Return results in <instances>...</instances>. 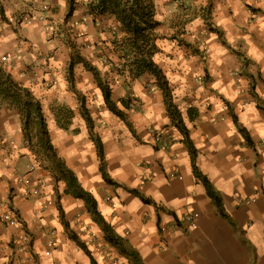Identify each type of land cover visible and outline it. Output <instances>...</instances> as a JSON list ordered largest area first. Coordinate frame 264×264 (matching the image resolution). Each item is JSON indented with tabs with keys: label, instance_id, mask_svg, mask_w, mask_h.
Here are the masks:
<instances>
[{
	"label": "crops",
	"instance_id": "crops-1",
	"mask_svg": "<svg viewBox=\"0 0 264 264\" xmlns=\"http://www.w3.org/2000/svg\"><path fill=\"white\" fill-rule=\"evenodd\" d=\"M85 3L76 0L66 19L67 0H0V64L32 91L43 112L49 106L72 111L68 128L55 121L48 127L57 154L144 264H264V0H209L202 23L208 17L216 30L202 40L206 50L193 55L179 40L159 35L154 56L197 150L195 165L220 196L228 220L193 176L188 151L150 75L131 80L127 70L112 69L100 57L107 38L102 30L109 24L104 17L94 24ZM154 8L161 34L174 5L166 0L158 6L154 0ZM61 22L87 35L81 45L89 50L81 56L108 80L119 108L120 99L128 100L130 127L106 108L81 63L74 64L70 84L71 54L57 30ZM77 95L84 98L114 185L101 178L90 131L76 124ZM188 108L196 110L192 120ZM4 110L10 116L2 122L1 140L19 145V116ZM15 149L14 156L0 150V264H91L62 224L63 219L79 240L80 220L96 224L87 211L77 214L83 201L65 194L64 183H54L48 172L37 181L38 193L25 195L13 169L29 166L28 176L37 172L25 149ZM134 190L151 203H143ZM11 210L17 216L12 224L2 218ZM189 211L195 213L192 222L183 218ZM109 249L112 256L89 253L96 264H129L115 247Z\"/></svg>",
	"mask_w": 264,
	"mask_h": 264
},
{
	"label": "trees",
	"instance_id": "trees-1",
	"mask_svg": "<svg viewBox=\"0 0 264 264\" xmlns=\"http://www.w3.org/2000/svg\"><path fill=\"white\" fill-rule=\"evenodd\" d=\"M75 4L76 0H67L68 10L66 19L72 15ZM85 7V13L92 17L94 24L98 17H104L105 20L112 23L102 30V32H105L107 38L101 41L104 48L103 50L102 48L100 49V57L109 62L110 68H115L117 71L127 70L131 80L144 74L150 75L153 79L154 84L161 91L170 124L179 132L181 142L188 151L193 176L203 184L207 196L213 201L219 215L228 220L227 215L223 211L220 196L213 190L208 179L195 165L197 150L190 140L189 131L183 123L181 113L174 104L168 80L163 70L154 61L155 54L159 52L157 46V40L159 39L157 28L160 23L155 19L153 0H86ZM106 44L108 45L105 46ZM76 63H81L84 69L91 73L96 86L101 92L106 108L130 127L126 113V110L130 109L128 100L120 99L121 108H119L111 98V86L108 80L102 77L99 70L79 53L75 57L70 56L68 64V80L70 84L73 82L72 68ZM79 102L86 127L90 131L92 141L96 147V154L99 160L98 170L101 178L104 182L114 185L115 183L108 178L105 171L101 141L92 133V121L84 106L83 99ZM1 106H6L17 112L22 138L26 142L29 151L35 155L42 156V161L44 164L46 163L44 168L50 173L54 183L59 181L64 183L65 188L63 192L65 194L83 201L87 213L98 224L104 239L112 247H115L121 255L126 257L129 264H144L138 252L125 239L117 235L111 225L104 220L97 209L95 198L81 186L75 173L57 154L49 136L40 100L34 96L29 88L14 80L10 73L0 64ZM68 111L70 114L72 113L71 110ZM186 115L189 120H192L196 117V110L188 108ZM239 131L244 133L242 129H239ZM132 192L143 203H151L150 199L137 191L134 190ZM62 224L69 238L85 252L90 263L96 264L86 246L68 229V224L63 219Z\"/></svg>",
	"mask_w": 264,
	"mask_h": 264
},
{
	"label": "rangeland",
	"instance_id": "rangeland-1",
	"mask_svg": "<svg viewBox=\"0 0 264 264\" xmlns=\"http://www.w3.org/2000/svg\"><path fill=\"white\" fill-rule=\"evenodd\" d=\"M164 1L166 0H157L158 6L162 5ZM208 1L209 0H171L172 4L174 5V10L170 12V15H168L166 18L163 19L162 26L160 27L161 34L159 35L165 37H173L176 40V42H178L179 40V42L182 43L181 46H183L182 50L185 52H189L193 55H197L200 52H204L206 49H203L204 45L202 44V40L205 37H208L209 32L216 30V28L213 26V23L211 22L210 19H208V17H205L207 18L206 19L207 21H205V23H202V15L203 16L206 15L205 9L208 7ZM158 14L159 16H161L163 15V12L160 11L159 9ZM108 24L110 26L112 23L108 22ZM57 30L58 33L60 34V38L62 39L63 43L70 49V54L73 57H75L77 53H79L80 55L82 54L84 55L89 50V48L83 47L81 45L83 41V39L81 38L84 37L87 38V35H84L83 31L79 30L78 27L72 28L69 22L68 23L61 22ZM95 32H97V30H95ZM94 37L95 35L93 34L91 40H94L95 39ZM76 97L78 102L84 99L83 96L81 97L77 95ZM5 108L6 110L11 111L6 106L0 107V131H1L2 122L6 119L5 118L6 115L8 114L7 117L10 116L9 113L4 110ZM68 110L70 109L66 107L57 109L56 107H50V106L48 107V109H45L43 113L45 115L47 129L49 126L54 125V121L56 122L57 126L61 125L60 127L64 129L68 128L70 123V118L73 115L72 113L70 114ZM78 111H79V116L77 117L78 122L76 124L79 125L81 123L86 127V122L82 116V111L80 110V106L78 108ZM76 124L72 123L73 127H75L74 131H78ZM10 125L12 126V124ZM20 130H21V126H20ZM48 132L52 142V133L50 132L49 129ZM21 137H22V133H21ZM16 147L19 149H23V148L25 149V151L27 152L26 155L28 154L31 157V162L35 164V170L37 174L34 175L32 174L31 176H28L27 174L30 171L29 166H26L24 168L22 166L17 165V168L13 169L14 176L16 179L18 178V182L20 181V184L24 186L23 192L26 193L25 195H31V196L36 195L38 193L37 190L39 188L38 187L39 184H37V181L39 180L40 177H42V174L48 172L44 168L46 163L44 164V162L42 161V156L35 155L29 151L26 142H24L23 138H21V143L19 145H16L14 140L2 142L0 135V150H5L7 156L9 155L14 156L17 152L15 149ZM73 160L74 161L76 160L75 157L73 158ZM13 189L14 188H12L11 191ZM54 195L56 197V194ZM75 209L77 214L86 213V209L84 206H81L80 208L75 207ZM11 212L16 218L17 216L15 211L11 210ZM60 212L61 211L59 210V213ZM80 222H82L84 226H82V230H80V235H82L83 237L80 236L79 237L80 240L86 245L89 252L93 253V255H95L96 257L97 255L105 256V257L112 256V251L109 249V247L112 246L107 244V241L104 239L98 224L96 225L93 223V225L92 224L86 225V222L87 223L90 222L84 219L80 220Z\"/></svg>",
	"mask_w": 264,
	"mask_h": 264
},
{
	"label": "built area",
	"instance_id": "built-area-1",
	"mask_svg": "<svg viewBox=\"0 0 264 264\" xmlns=\"http://www.w3.org/2000/svg\"><path fill=\"white\" fill-rule=\"evenodd\" d=\"M171 176H175L173 173ZM195 216V213L193 211H189L188 213H186L185 215H183V218L185 219V221L187 222H192L193 218ZM4 221L8 222V223H15V217L12 214L11 211H5L3 213V217Z\"/></svg>",
	"mask_w": 264,
	"mask_h": 264
}]
</instances>
